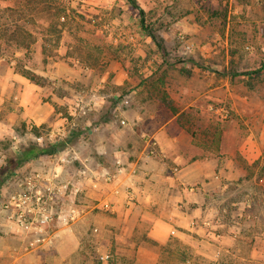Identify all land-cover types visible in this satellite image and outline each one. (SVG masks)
I'll return each instance as SVG.
<instances>
[{
	"label": "crops",
	"instance_id": "1",
	"mask_svg": "<svg viewBox=\"0 0 264 264\" xmlns=\"http://www.w3.org/2000/svg\"><path fill=\"white\" fill-rule=\"evenodd\" d=\"M188 1L191 8L197 7L195 0ZM232 1L235 6L243 3ZM186 2L176 0L175 6L187 5ZM235 8L237 11L239 7ZM22 11L23 5H16L15 0H0V139L12 137L19 140L24 128L35 138L41 135L30 132V129L42 125L63 134L68 125L57 110L59 104L69 101L68 94L73 85H90L99 97L97 112L88 117L81 135L76 136L77 145L90 141L93 164L101 169L112 170L117 158H121L128 169L134 167L135 162L140 164L134 176L128 171L114 184L103 185L99 191L91 192L93 197L109 202L111 212L92 211L88 213L91 216L86 215L72 229L57 230L59 235L55 238L54 251L66 254L61 256L60 264L71 263L70 254L89 252L82 241L87 220L98 227L101 238L109 237L110 244H98L96 251L99 256L107 254L113 259L102 260L99 264H163L165 254L181 253V244L187 247L185 262L188 264H199V261L208 264H264V136H225L226 131L223 136H184V119L179 121L178 117L186 108L200 107L199 103H208L209 106L213 101H226L233 91L244 94L243 89L232 82L235 74L229 69L228 58L217 73L194 63V78L189 77L188 82L184 81L187 83H180V86L175 84V77L165 76L166 72L159 76L160 79L152 80L147 69L140 71V83L132 86V77L115 65L106 71L83 75L73 64V56L69 55L64 30L60 45L52 52L45 43L47 34L30 31L32 37L24 33L30 38V46L19 42L22 39L19 31L27 27V23L12 14ZM175 25L193 33L202 28L188 17L179 19ZM143 37L147 43L151 42L149 37ZM191 42L194 60L198 61L195 56L198 42ZM202 55L205 61L214 59L210 52ZM26 56L33 63L24 67L31 75L39 77L42 84L16 69L17 62L25 60ZM158 57L161 58L159 53ZM162 77L173 80V84L164 87ZM238 77L246 79L238 74L235 82L239 81ZM100 88L116 95L124 89H132L135 93L132 104L137 110L149 108L151 102L163 103L170 109L162 99L166 94L178 112L171 111L165 120L155 112L146 114L142 111L129 119L128 125L120 127L109 114L103 115L112 102L101 97ZM172 91L181 96L188 95V103H172L177 100ZM148 122L157 125L154 133H147L143 128L140 133L134 131L133 123L142 127ZM92 131L95 132L93 136H88ZM148 136L157 140L159 155L155 157L144 154ZM37 158L22 166L50 165L48 160L45 161L46 157L42 163ZM126 186L132 191L131 202L124 191ZM116 187L121 188L118 194L113 193ZM86 202L92 204L91 199ZM15 244L13 238L0 237V258L7 260L6 257L14 258L20 254L21 259L36 252L25 251L21 245L12 249ZM18 259L16 257L12 262L15 264ZM27 264L37 263L29 261Z\"/></svg>",
	"mask_w": 264,
	"mask_h": 264
},
{
	"label": "rangeland",
	"instance_id": "2",
	"mask_svg": "<svg viewBox=\"0 0 264 264\" xmlns=\"http://www.w3.org/2000/svg\"><path fill=\"white\" fill-rule=\"evenodd\" d=\"M134 1L135 5H132L129 0H15L16 5H23V11L12 15L19 21L27 23V27H22L23 29L19 31L22 38L19 42L22 45L30 46V38L24 33L30 35V31H36L41 35H48L44 39L48 51L52 52L60 45V36L64 30V42L69 47V55L73 56V64L79 70L81 69V74L106 71L115 65L127 71L132 77L134 82L132 86L140 83L142 76L140 71L144 69H147L152 80L157 77L160 79L159 76L166 72L165 76L169 74V77H175V84L180 86L182 85L180 83H187L189 77L194 78L192 72L194 63L197 67L217 73L228 58L229 69L235 74L232 75V82L243 89L244 94L242 92L236 94L233 91L234 94L228 95L226 101H213L209 103V106L208 103H199L200 107L184 109V136H221V134L223 136L225 131V136H264V0H261V4H258L256 0H236L239 3L243 2L240 6H235V1L232 0H195L197 2L195 8L190 7L188 0H186L187 5L181 7L175 6L176 0ZM235 7H239L237 11ZM183 17L195 20L202 28L193 33L176 26V21ZM230 22L231 25H229ZM59 26H62V29ZM181 34L184 39L181 38ZM143 36L149 37L151 42L147 43ZM192 40L198 42L199 49L195 53V56L199 58L198 61L194 60L192 49L187 48V44H192ZM158 44H161V47ZM140 52H143V55ZM208 52L214 54V59L206 60V63L202 54ZM158 53L161 58L158 57ZM51 54L55 55V53ZM31 63L33 61L26 56L25 60L20 59L17 62L16 69L26 77L42 84L39 77L31 75L29 69L24 67ZM241 73L246 79L238 77L239 81L235 82L236 76L238 74L242 76ZM176 76L179 78L176 79ZM164 77H162L164 87L166 84H173V80L167 81ZM168 88L171 89L170 85ZM132 89H124L116 95L100 88L103 92L101 97L112 102L110 108L104 110L103 115L109 114V117L120 127L128 125V120L142 111L146 114L155 112L165 120L171 115V110L163 103L151 102L149 108L137 110L132 104L135 95ZM176 90L179 91L178 88ZM171 93L177 98L176 101L172 100V103L180 105V102L185 103L188 99V95L183 98L185 96L177 92ZM78 94H82L95 107L94 111L85 117L70 118L72 121L70 136L72 137L67 144L76 143L72 147L83 158H89L91 166H95L90 141H83L80 145L76 142V136L82 133V127L88 117L97 112L99 97L95 94V89L90 85H73L69 90V101L59 104L57 110L62 117H69V103ZM236 95L239 97L237 98ZM244 95L247 97L244 98ZM121 120H126L125 124H122ZM132 125L134 131L139 133L141 128L147 133H154L157 126L155 122H148L141 125L142 127L134 123ZM47 129L48 127L42 125L40 128H31L30 132L46 135ZM28 131L24 128L20 132L19 140H13L12 137L0 139V171L6 165L8 158L16 156L17 150L32 144L50 145L49 140L44 139L39 142L30 136ZM94 133L89 132L88 136H93ZM14 146L18 149H14ZM47 158L50 164L55 165L51 154H47ZM86 201L83 200L87 204ZM89 216L91 215L87 217ZM87 221L84 224L85 234L82 241L89 252L70 254L71 263L69 264H77V262L99 264L102 260L96 247L98 244L102 246L110 244L109 237L101 238L98 227ZM17 245L20 244L16 240V244L11 246L12 249H15ZM182 246L181 244L180 254H165L166 259L162 261L163 264H176L177 261L186 264L187 247ZM54 249L52 247L50 250H36L35 253L23 256L21 259L19 254L14 257L19 258L15 264H27L29 261L37 264L38 262L39 264H60L61 256L64 257L66 254H60ZM14 258L6 257L7 260H3L1 257L0 264H14L12 262ZM111 259L113 258L109 260ZM199 264H208V262L199 261Z\"/></svg>",
	"mask_w": 264,
	"mask_h": 264
},
{
	"label": "built area",
	"instance_id": "3",
	"mask_svg": "<svg viewBox=\"0 0 264 264\" xmlns=\"http://www.w3.org/2000/svg\"><path fill=\"white\" fill-rule=\"evenodd\" d=\"M181 38L184 39L182 34ZM187 48L192 49V44H187ZM94 107L82 94H78L69 103V117H63L68 125L63 134L50 128L46 136H36L35 139L39 142L47 139L50 145L62 143L71 137L68 136L72 129L70 118L85 117L94 111ZM121 123L125 124V121L121 120ZM13 148L18 149L17 146ZM144 154L148 157L159 155L154 137H146ZM51 155L55 165L18 167L0 186V237L17 240L25 251L50 250L59 235V228L72 229L92 211L111 212L112 205L102 198L93 197L91 192L99 191L103 185L114 184L128 171L134 176L140 167L139 162H135L134 167L128 169L121 158L115 159L112 170L91 166L89 158H83L67 143ZM44 157L48 160L45 154L37 158L38 162L42 163ZM120 190L116 187L113 193L118 194ZM124 191L131 202L130 187L126 186ZM88 199L92 200L91 205L83 202ZM100 259L107 260L109 255H101Z\"/></svg>",
	"mask_w": 264,
	"mask_h": 264
},
{
	"label": "trees",
	"instance_id": "4",
	"mask_svg": "<svg viewBox=\"0 0 264 264\" xmlns=\"http://www.w3.org/2000/svg\"><path fill=\"white\" fill-rule=\"evenodd\" d=\"M132 5H135L134 0H129ZM146 28L144 27V30ZM152 35V34H151ZM153 39L154 36L152 35ZM159 47H161V44H158ZM163 101L170 106L171 111L176 114L178 110L171 106V100H169L168 96L164 94L162 97ZM184 112H182L178 117L179 121H181L184 118ZM69 139L63 141L62 143H57L54 145H48V146H40L37 144H32L26 148H21L17 151L16 156L14 158H8L6 161V165L2 167V171H0V186L7 180L9 179L14 171L18 168L21 167L24 163H26L29 160H32L36 157L45 155V154H52L54 153L58 148L62 147L65 143H67ZM12 159V160H10ZM10 160V161H9ZM3 165V164H2Z\"/></svg>",
	"mask_w": 264,
	"mask_h": 264
}]
</instances>
